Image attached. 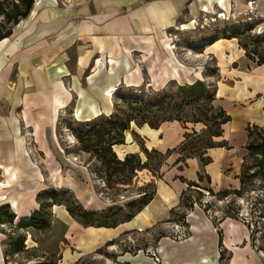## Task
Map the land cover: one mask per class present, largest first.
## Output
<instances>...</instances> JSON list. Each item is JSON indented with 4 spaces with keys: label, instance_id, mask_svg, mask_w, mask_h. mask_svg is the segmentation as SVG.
<instances>
[{
    "label": "crops",
    "instance_id": "crops-1",
    "mask_svg": "<svg viewBox=\"0 0 264 264\" xmlns=\"http://www.w3.org/2000/svg\"><path fill=\"white\" fill-rule=\"evenodd\" d=\"M248 1L88 0L79 7L62 9L53 0H34L28 16L11 27L9 37L0 40V210L8 209L13 223L19 224L39 210L37 196L50 186L71 190L66 184L54 187L51 178L55 172L51 169L60 167L63 158L57 126L65 111L70 109L78 121L90 122L114 112L108 95L112 89L160 90L169 82L190 85L204 81L205 58H211L216 67L213 104L229 117L221 126V136L214 139L218 144L205 150L206 164L197 156L179 162V155L168 156L154 181L150 202L115 227H84L64 206L54 205L50 232L39 233L36 239L40 244L51 236L56 243L71 238L79 253L74 262L123 233L169 221L180 207L183 193L191 184L200 185L199 175L209 179L211 190H239L237 176L246 154V130L264 127V64L248 58L232 37L214 39L200 49L188 45L191 50L186 57L195 60L191 65L171 47V38L175 29L190 30L200 15L214 9L234 17L245 11ZM253 1L264 23V0ZM197 125L191 128L197 130ZM189 132L176 121L164 122L157 129L134 125L125 131V142L115 152L122 156L144 150L164 154L176 149ZM27 138L35 147L33 155L28 152ZM202 214L195 212L190 217V239L159 241L160 261L141 254L126 256L125 261L264 264V234L263 250L259 251L244 225L226 219L217 228ZM3 238L0 231V264H7ZM72 245L61 250V261L71 256Z\"/></svg>",
    "mask_w": 264,
    "mask_h": 264
},
{
    "label": "rangeland",
    "instance_id": "rangeland-1",
    "mask_svg": "<svg viewBox=\"0 0 264 264\" xmlns=\"http://www.w3.org/2000/svg\"><path fill=\"white\" fill-rule=\"evenodd\" d=\"M254 2L253 0L248 1L245 11L241 10L234 17L231 13L220 14L216 9L209 14L200 15L194 21V24L190 26V30L177 28L173 31L171 39H173L174 44L171 47L178 50V54L181 55L180 57L185 62L192 65L195 62L193 56L191 58L189 56L188 58L186 57L191 50L188 45L200 49L201 46H206L214 39L234 37L238 40L239 47L248 58L258 62L261 60L264 63V23L256 11ZM176 43L177 46L175 45ZM205 61L203 68L206 79L204 81L196 80L204 84V91L196 92V97L199 100L197 103L194 102L188 105L187 111L194 109L192 106L207 110L208 106L206 104L208 102H210L212 107L218 109L213 104L215 87L212 78L216 73L215 63L211 58H205ZM180 86L184 85L169 82L164 89L160 90L146 87L120 90L115 88L112 104L114 109L117 108L116 114L120 118L125 117L130 114V108L135 107V104L131 103L135 97L138 98L145 93L146 99L150 98L151 102L157 106L163 102L165 97H168L167 95L176 93L178 91L177 87ZM61 115L57 126V136L61 141L63 158L59 163L60 167L57 166L51 169L55 170L54 176L51 178L56 182L54 187L66 184L71 190L50 186L48 191L53 190L61 200H67L68 195H72L84 209L87 207L86 209L92 210V208L100 207L102 211L105 210L97 222L125 219L127 215L134 212L144 200L153 194L154 181L159 177L161 168H163L168 156L177 154L179 159L184 158V156H195L201 148L213 145L215 137H211L210 134L215 133L218 129L215 125L205 122L196 123L198 124L197 130H194L191 127L195 124L186 122L190 120L189 118H182L183 122L176 120L165 121H176L181 126H185L186 129H190L191 132L187 133L190 137L186 139L184 136L182 143L176 149L171 150L166 157L154 153H150L148 156L144 153H135L139 158V166H137L138 158H135V160H132V166H134L133 168H138L132 170L128 169V166L122 167L117 162L122 161L131 154L122 156L119 151L116 153L115 149L118 145H114L112 146V153H114L115 160L114 156L107 150L110 143L119 139V134L116 135L118 133L117 129L104 134L111 129L112 122L110 120L100 117L91 122H81L72 117L70 109L69 112L65 111ZM208 115L211 116L212 113L209 112ZM123 122L125 121L123 120ZM139 124V119L136 118L128 124L125 131L134 125L137 127L148 126L147 124ZM124 133L122 144L125 142ZM263 136L264 134L261 137ZM112 137L115 139L113 140ZM138 139L136 140L137 142H139ZM216 144L218 143H214V145ZM26 145L28 152L33 155L35 147L31 138L26 139ZM181 149L184 150L180 151ZM259 160L264 161L260 153L257 152L249 156L246 150L241 162L240 173L237 176V178H242L244 182L242 188L241 186L239 188L240 192H236L237 189L211 190L208 188L207 180L204 178L198 185L199 188L192 187L185 192L182 198V210L179 213L176 211L174 215H171L169 221L159 223L148 230L142 229L123 233L119 238L111 241L112 243L109 242V245L107 243L93 254L81 255L74 262L72 261L78 252L77 249L76 251L73 249L76 246V242L72 245L71 241L73 240L71 238L67 239L70 242L63 239L60 240L61 242L56 243L55 238L51 236V239H48V241L41 240L39 244L37 242L38 239H36L38 232L35 231V234L33 232L28 234V228L20 227L19 224H14L13 222L11 225L2 224L0 228L4 231L3 240H6L3 241L5 259L8 261L6 263L130 264L125 261V257L137 254L158 262L160 261L158 253L159 241L164 239L172 242H181L191 238V224L189 223L191 222V215L195 212L203 213L204 217L217 228L226 219H231L244 225L251 235L253 246L262 251L261 239L264 234V165L261 168L253 167V164ZM254 171L257 173L252 175ZM45 178L50 179L47 175ZM209 190L212 193H209ZM63 192H65L64 195H62ZM80 192H82L81 195ZM189 207H192V210L189 211ZM184 213L187 216L188 226L186 227L179 220V217ZM7 214H10V212L8 211ZM74 220L77 221L76 219ZM77 222L80 223L79 221ZM49 232L40 234L46 235ZM21 238L23 239L21 244L23 248L20 249L19 246L16 249L13 248L12 246L18 245V240ZM70 245H72L70 248L71 256L61 261V250L65 247L69 250Z\"/></svg>",
    "mask_w": 264,
    "mask_h": 264
},
{
    "label": "trees",
    "instance_id": "trees-1",
    "mask_svg": "<svg viewBox=\"0 0 264 264\" xmlns=\"http://www.w3.org/2000/svg\"><path fill=\"white\" fill-rule=\"evenodd\" d=\"M34 3V0H6L4 2L0 3V40L7 38L11 35V27L16 25L20 20L25 19L29 11ZM259 63L264 64L261 60H259ZM177 92L172 93L171 95H167L168 97H165L163 102L157 106L154 105L153 102H151L150 98L147 100V96L145 93L143 96L135 97L134 100L131 101V103L135 104V107L130 108L131 112L130 114L126 115L125 117H119L117 112V108L114 109V112L110 116H100L104 117L106 120H110L112 122L111 129L106 131L104 134H108L113 129H117L119 134V139L115 140L114 142L109 144L108 151L114 156V153H112V146L114 145H120L123 143V133L127 129L128 124L135 120L136 118L139 119L140 124H147L152 129H157L159 125L165 121L170 120H176L179 122H183L182 118H189V121L193 124L196 123H207L215 125L218 129L215 131V133H211V137H220L221 136V126L225 124L227 121H229V117L225 115V113L221 109H215L210 105V102L206 104L208 106V109L205 110L201 109L200 107L192 106L194 109H191L187 111L188 105H191L192 103H197L199 98L196 97L197 91H204V84L200 81H196L193 84L190 85H184L177 87ZM194 111V113H192ZM211 112L212 115L209 116L208 113ZM95 118L91 121H94ZM172 118V119H170ZM123 120L125 122H123ZM90 121V122H91ZM247 143L245 146V149L248 151V155H254L257 152L260 153V156L264 160V127H257L252 126L247 128ZM195 133V132H193ZM186 139L189 138V134H187ZM114 140L115 138L112 137ZM110 142V141H108ZM207 146L205 148H201L199 153L195 156L199 157L201 160V163L206 164L208 159L204 158L203 155L205 153V150L207 148H212L216 145ZM186 144V143H185ZM184 146V144H183ZM195 149V148H194ZM106 150V151H107ZM184 149H181L180 151H183ZM171 151H167L165 154H161L155 150H152L148 152L147 150H144L143 153L148 156L150 153L159 154L160 156L166 157L169 155ZM193 156V155H192ZM192 156H184V158H190ZM115 159V156L113 157ZM135 158H138L137 155L131 154L126 156L122 161H117L118 164H120L122 167H127L128 169H136L138 167L133 168V161ZM184 158L177 159V162L184 161ZM116 160V159H115ZM114 162V161H113ZM264 165V161H256L253 164V167L261 168V166ZM137 166H139V158L137 161ZM141 167V166H140ZM257 172H252V175H255ZM204 179L202 175L198 176L199 182H201ZM240 182V186L242 188V185L244 184L242 178H238ZM209 182V179H207ZM192 187L199 186L197 184H191L189 189ZM241 190H237L236 192H240ZM154 192V190H153ZM235 192V191H234ZM209 193H212V191L209 190ZM65 192H63L62 195H64ZM185 193H183L184 195ZM182 195V198H183ZM153 194L148 197L146 200H144L140 207H138L134 212L127 215L125 219L122 220H116L111 219L110 221L105 220L103 222H97L100 218V215H102L105 210H88L84 209L82 206L77 203V201L74 199V197L71 195H68L67 200H61L57 193H54L53 190L51 191H43L37 196V200L39 201V210L35 213H33L30 218L27 221H22L19 223L20 227H26L28 229H34L38 233H45L49 231L50 229V221H51V214H50V208L54 205H63L66 208V211L68 214L79 221L84 227H115L116 225L125 222L127 220H130L136 213H138L144 206H146ZM182 198L180 207L177 209L178 213L180 210H182ZM189 211L192 210V207L188 208ZM8 209H2L0 210V225L2 224H12L13 218L10 216V214H7ZM187 211V210H186ZM176 211L172 213L174 215ZM180 223H183L184 226H188L187 223V216L186 214H182L181 217H179ZM0 231L4 234V231ZM163 237V236H161ZM160 237V238H161ZM159 238V239H160ZM22 242L23 239L21 238L18 240V245H13V248H17L18 246L20 249H22ZM112 243V242H110ZM108 243L107 245H109ZM19 249V248H18ZM140 251V249H139ZM8 262L7 260H5Z\"/></svg>",
    "mask_w": 264,
    "mask_h": 264
},
{
    "label": "built area",
    "instance_id": "built-area-1",
    "mask_svg": "<svg viewBox=\"0 0 264 264\" xmlns=\"http://www.w3.org/2000/svg\"><path fill=\"white\" fill-rule=\"evenodd\" d=\"M53 1H54V5L56 7H58V8H62V9H72V8H76V7L81 6L82 4H84L85 2H87L88 0H53ZM107 62L110 63V60H107ZM113 92H115V91H113ZM72 117L74 119H76L75 118V115L73 114V112H72Z\"/></svg>",
    "mask_w": 264,
    "mask_h": 264
},
{
    "label": "bare ground",
    "instance_id": "bare-ground-1",
    "mask_svg": "<svg viewBox=\"0 0 264 264\" xmlns=\"http://www.w3.org/2000/svg\"><path fill=\"white\" fill-rule=\"evenodd\" d=\"M114 90H115V89H112V90L109 91L110 93H109L108 95L110 96V99H111L112 96H113V93H112V92H113Z\"/></svg>",
    "mask_w": 264,
    "mask_h": 264
}]
</instances>
